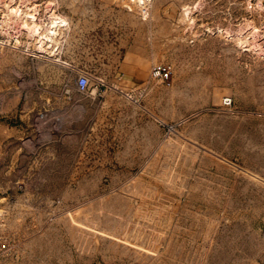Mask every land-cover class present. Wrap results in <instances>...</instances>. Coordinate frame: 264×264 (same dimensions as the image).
I'll return each mask as SVG.
<instances>
[{
    "label": "rangeland",
    "instance_id": "374dc122",
    "mask_svg": "<svg viewBox=\"0 0 264 264\" xmlns=\"http://www.w3.org/2000/svg\"><path fill=\"white\" fill-rule=\"evenodd\" d=\"M263 48L264 0H0V264H264Z\"/></svg>",
    "mask_w": 264,
    "mask_h": 264
},
{
    "label": "bare ground",
    "instance_id": "6f19581e",
    "mask_svg": "<svg viewBox=\"0 0 264 264\" xmlns=\"http://www.w3.org/2000/svg\"><path fill=\"white\" fill-rule=\"evenodd\" d=\"M149 1H151V0H149ZM52 4V3H51ZM53 5V4H52ZM51 5V6H52ZM16 12H14L13 11V13H10V14H12V16H13V14L14 15H16L17 14V10H15ZM33 11H35L36 13L35 14H28L27 13V16H28V18L30 17L32 20H33V22L32 23H29L27 20H24L23 19V21H22V26H23V28L25 29V30H28L30 33H32L33 34V36H35V35H37V36H41V33H39V31H41V30H43V26H42V24L40 23V22H38V17L36 16L37 15V10L36 9H33ZM53 17H51V22H52V24H53V29H52V31H54L53 33L55 34V33H57V31H56V27L57 26H61V25H63V21L54 13L53 15H52ZM251 27V26H250ZM246 30V29H245ZM244 30V31H245ZM247 30H248V28H247ZM246 30V31H247ZM248 32V31H247ZM243 35V34H242ZM52 41H54V39L52 38V37H50V36H46L45 35V37H43L42 38V40L40 41V43H41V48H43L44 47V45L46 44V42H52ZM248 42V41H247ZM246 42L244 41H242L241 42V45H247V44H245ZM254 45V44H253ZM257 45H259V44H257ZM245 47V46H244ZM261 47V46H260ZM258 48H259V46H258ZM257 48V49H258ZM262 49V48H261ZM255 50H256V48H255ZM262 51H264V48H263V50H261V51H258V52H261V54H262Z\"/></svg>",
    "mask_w": 264,
    "mask_h": 264
},
{
    "label": "built area",
    "instance_id": "2783aa9c",
    "mask_svg": "<svg viewBox=\"0 0 264 264\" xmlns=\"http://www.w3.org/2000/svg\"><path fill=\"white\" fill-rule=\"evenodd\" d=\"M169 71H170V66H164L162 68H159V70L157 71V75L160 77V78H168L169 76ZM89 78L85 75H82L79 80H78V86H79V89L82 91V92H85L87 90V87L89 85ZM227 103H230V101L228 100Z\"/></svg>",
    "mask_w": 264,
    "mask_h": 264
}]
</instances>
